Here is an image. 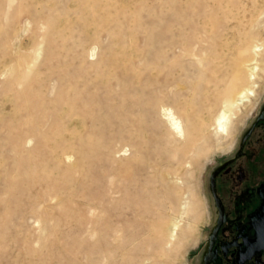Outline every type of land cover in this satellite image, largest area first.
<instances>
[{
	"label": "rangeland",
	"instance_id": "1",
	"mask_svg": "<svg viewBox=\"0 0 264 264\" xmlns=\"http://www.w3.org/2000/svg\"><path fill=\"white\" fill-rule=\"evenodd\" d=\"M263 104L264 0H0V264H199Z\"/></svg>",
	"mask_w": 264,
	"mask_h": 264
},
{
	"label": "flooded vegetation",
	"instance_id": "2",
	"mask_svg": "<svg viewBox=\"0 0 264 264\" xmlns=\"http://www.w3.org/2000/svg\"><path fill=\"white\" fill-rule=\"evenodd\" d=\"M212 222L199 264H264V104L208 180Z\"/></svg>",
	"mask_w": 264,
	"mask_h": 264
},
{
	"label": "bare ground",
	"instance_id": "3",
	"mask_svg": "<svg viewBox=\"0 0 264 264\" xmlns=\"http://www.w3.org/2000/svg\"><path fill=\"white\" fill-rule=\"evenodd\" d=\"M164 109V108H163ZM161 116L163 117H167V121L168 122H171L172 123V126H173V128L175 129V130H177V131H181V127H180V124L176 121V119H175V117H174V115L171 113V111H169V113L166 115V114H164V113H161ZM222 118H224V115H223V117ZM170 123V124H171Z\"/></svg>",
	"mask_w": 264,
	"mask_h": 264
}]
</instances>
